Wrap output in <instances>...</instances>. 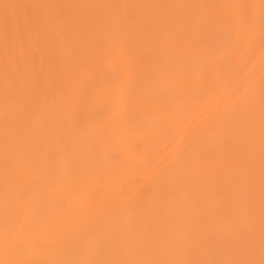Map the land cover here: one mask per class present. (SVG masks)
Wrapping results in <instances>:
<instances>
[{
    "label": "bare ground",
    "instance_id": "bare-ground-1",
    "mask_svg": "<svg viewBox=\"0 0 264 264\" xmlns=\"http://www.w3.org/2000/svg\"><path fill=\"white\" fill-rule=\"evenodd\" d=\"M0 264H264V0H0Z\"/></svg>",
    "mask_w": 264,
    "mask_h": 264
}]
</instances>
